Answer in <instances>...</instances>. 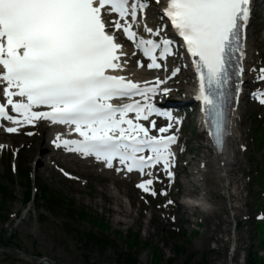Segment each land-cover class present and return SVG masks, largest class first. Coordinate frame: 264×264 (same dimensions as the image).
<instances>
[{
    "label": "snow or ice",
    "instance_id": "snow-or-ice-1",
    "mask_svg": "<svg viewBox=\"0 0 264 264\" xmlns=\"http://www.w3.org/2000/svg\"><path fill=\"white\" fill-rule=\"evenodd\" d=\"M250 5L251 0H165L163 18L181 38L177 43L169 38L168 25L153 29L145 23L149 38L138 35L145 0H0V122L12 125L0 127L15 133L39 121L67 126L79 139L57 133L56 148L94 157L117 173L138 172L147 179L137 187L155 196L156 169L173 178L179 131L174 125L181 124L156 98L171 92L167 82L180 68L163 79H131L124 74L128 53L117 33L132 42L149 70L167 72L168 58L184 47L197 77L204 123L222 152L246 71ZM136 65L145 67L141 59ZM251 70L264 81V66ZM256 98L264 105V92ZM154 117L165 123L158 125Z\"/></svg>",
    "mask_w": 264,
    "mask_h": 264
},
{
    "label": "rangeland",
    "instance_id": "rangeland-1",
    "mask_svg": "<svg viewBox=\"0 0 264 264\" xmlns=\"http://www.w3.org/2000/svg\"><path fill=\"white\" fill-rule=\"evenodd\" d=\"M156 20L157 18L154 21ZM253 23L248 43L252 49V63L249 66L250 73L257 76L258 73L251 69L264 66V12ZM253 81L254 79L249 80V88ZM240 113L244 122L245 140L242 144L245 151H241L243 159L239 177L245 187L243 194L247 205L241 216L234 220L233 212L225 200L228 190L221 191L222 198L217 199L216 203L218 207L225 209L221 218L227 219L228 224L225 227L214 220L218 224L217 232L209 238L212 227L206 219V212L202 209L185 211L179 206L184 199V191H194L190 181L198 184L200 179L193 175V170L188 166L197 161L203 163L209 154L202 147L198 151L203 141L198 139L201 131L198 127L195 128V117L186 126L182 139L185 145L183 150L186 151L178 169L179 178L165 198L142 196L134 189V182L116 183V187L121 190L119 197L122 208L129 213L128 218L116 215L117 208L113 201L117 196L115 186L90 174L81 175L77 178L81 179L80 182L74 184L57 173L56 168L47 164L45 166L48 160L44 155L45 146L41 145L43 138L40 135L34 136L30 141L0 135V146L11 147L9 152L0 149V183L13 195V198L5 199L0 192V236L5 241L9 237L12 239L10 244L0 249V264H117L116 255L120 250H131L130 253L137 257L135 264H247L246 260L252 254L258 253L264 257V250L260 249L256 219L258 214L264 213V196L259 194L260 185L257 182L258 172L264 167V146L257 145L255 135L257 129L264 126V107L246 103L240 107ZM262 138L264 139V135ZM22 144L24 145L21 146ZM35 148L39 151V156ZM13 153L26 159L27 166H31L32 181L36 185L57 192L60 198L73 205L76 213H86L96 223L87 224V221H79L77 216L73 217L77 222L73 218L68 220L60 209L50 210L48 214L40 209L36 201L22 208L24 191L15 183V179L11 183L5 179V156ZM197 155L200 157L196 159ZM38 165L41 167L35 172ZM195 166H200L199 162ZM207 170L205 167L201 168V175ZM186 172L189 173L188 176ZM200 180V185L205 189L206 181L204 178ZM183 181L187 184L185 187ZM37 201L43 203L41 200ZM169 201L172 205H169ZM185 202L187 203L186 200ZM191 205L199 204L195 202ZM108 209L113 212L107 211ZM225 228L227 234H222L220 231ZM84 234L92 235L95 240L102 239L111 243L112 247L101 249L97 245L86 244L84 238L81 240L78 236L82 235V238ZM126 237H133V249L128 239L124 241ZM218 239L223 244L217 242ZM137 244L141 245L140 248L136 247Z\"/></svg>",
    "mask_w": 264,
    "mask_h": 264
},
{
    "label": "bare ground",
    "instance_id": "bare-ground-1",
    "mask_svg": "<svg viewBox=\"0 0 264 264\" xmlns=\"http://www.w3.org/2000/svg\"><path fill=\"white\" fill-rule=\"evenodd\" d=\"M252 49L250 47H246V57L244 59L245 63V74L243 77V81L246 82L247 75L249 73V65L252 63ZM135 58L132 56L131 53H129L126 60L128 61V66L125 71V75L129 76L131 79L136 81H152L155 78V75L152 78H147L149 75L148 73L141 71L137 69L135 66ZM134 63V65H133ZM183 68V67H182ZM172 71V70H171ZM188 85H190L191 79L186 78ZM189 81V82H188ZM188 88L184 85V83L181 84V87H179V91L184 92L187 91ZM243 119L242 115L240 113V107H238L232 114L231 118V126H230V137L228 139V142L226 144V147L221 155H216L213 153V150L211 148V144L209 141L206 140L205 135L200 133L198 135V139H200L201 144L199 149L202 147L204 150L208 151L209 154L206 155V160L201 163L200 161H197L195 164L199 162L200 166L196 167L194 165H189L188 168L193 170V175L198 176L200 179L204 178L206 181L207 187L205 186V189L202 188L200 183L202 180L199 179L198 184H195L190 181V184L193 186V193H189L188 191H184L183 198H189L192 197L194 199H197L199 201V207L192 206L190 203H181L180 206L185 211H188L193 208H203L206 213V219L207 221H210L211 223V230L208 235V238L214 235L217 232L218 224L214 220H218L223 224V226L226 227L228 224L227 219L221 218L222 214H225V209L218 207L216 200L221 199L222 196L220 195L221 191L228 190L227 198H225L226 201H228V207L230 208V211L233 212V219H237L239 216H241L243 212V208L246 207V198L244 196V189L241 179L239 177L241 173V164L243 159V153H241L240 150L244 151V145L242 142L245 140V134L243 130ZM53 137H47L42 141V144L45 146V150L48 151L47 155L49 160L55 165L57 169H62L63 172H67L70 174V176L74 177L71 174H74L76 177L72 179L74 184L76 182H80L81 175L83 174H90L95 176L96 178H100L106 183L111 184L114 187L117 196L113 198L114 205L116 206V215L118 217L122 218H128V211L122 208L121 202H120V195L121 190L116 187V183H124L125 180L120 179L119 177H116L114 174H107L103 172L102 170H98L95 166H88L84 165L82 163H69L65 160H61L59 155L56 154V149L51 145ZM47 142V143H46ZM41 144V145H42ZM200 156L197 155L196 159ZM196 161V160H195ZM195 167V168H193ZM205 167L207 170L206 173L201 175L200 169ZM187 170V169H186ZM186 175L188 176L189 173L186 172ZM127 182V181H126ZM222 184H225V186H221ZM187 184L183 181V186L185 187ZM200 193L203 195L202 198H199L198 194ZM209 205V207H208ZM107 211L113 212L112 210L108 209ZM230 219V218H229ZM122 222V221H121ZM118 221V223H121ZM222 234H227V229L220 231ZM217 242L222 243L221 239H218ZM223 244V243H222ZM236 251V250H235Z\"/></svg>",
    "mask_w": 264,
    "mask_h": 264
},
{
    "label": "trees",
    "instance_id": "trees-1",
    "mask_svg": "<svg viewBox=\"0 0 264 264\" xmlns=\"http://www.w3.org/2000/svg\"><path fill=\"white\" fill-rule=\"evenodd\" d=\"M23 177L26 182V188H29L27 174L23 173ZM261 179L264 181V172H263V175H261ZM0 192L6 199L12 198V196L10 195V192L4 189V187H0ZM29 197H30V194H29V191H27L26 200H29ZM41 199L43 200V203H44L43 207L45 211H50V210L52 211L55 209H58V210L60 209L61 213H63L64 217L68 220L72 219L73 217L75 218L77 216V218H79L80 220L88 219L92 225L96 223L95 221L90 220L91 218H88L86 213H81V214L76 213L77 211L75 210V208L73 207L71 203L65 202L64 199L57 196V194H55L53 191L43 190L41 193ZM74 218L72 220H74ZM83 238L86 244H93V245L96 244L97 246L101 247V249L107 248L108 246L112 247L111 243H108L102 239L95 240V238L90 234L83 235V237L80 239L83 240ZM127 239L129 240L130 247L132 248L131 245L133 242V237L131 238L126 237L124 238V241H127ZM137 246L138 248H140L141 245L137 244L136 247ZM130 252L131 250L130 251L128 250V252L120 250L119 253H117L116 255L117 263L118 264H135L137 261L136 260L137 257L133 255V253H130ZM247 264H264V259L249 260Z\"/></svg>",
    "mask_w": 264,
    "mask_h": 264
}]
</instances>
